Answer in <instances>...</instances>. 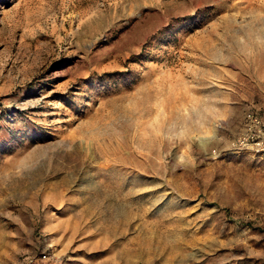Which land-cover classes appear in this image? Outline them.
Instances as JSON below:
<instances>
[{"label":"rangeland","instance_id":"1","mask_svg":"<svg viewBox=\"0 0 264 264\" xmlns=\"http://www.w3.org/2000/svg\"><path fill=\"white\" fill-rule=\"evenodd\" d=\"M264 0H0V264H264Z\"/></svg>","mask_w":264,"mask_h":264},{"label":"built area","instance_id":"2","mask_svg":"<svg viewBox=\"0 0 264 264\" xmlns=\"http://www.w3.org/2000/svg\"><path fill=\"white\" fill-rule=\"evenodd\" d=\"M238 149H249L254 153H264V128L260 119L254 115L244 131L233 144Z\"/></svg>","mask_w":264,"mask_h":264}]
</instances>
